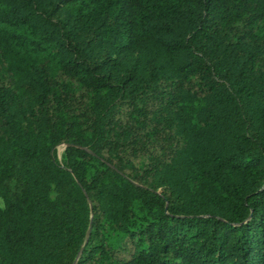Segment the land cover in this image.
<instances>
[{
    "label": "trees",
    "instance_id": "16d2710c",
    "mask_svg": "<svg viewBox=\"0 0 264 264\" xmlns=\"http://www.w3.org/2000/svg\"><path fill=\"white\" fill-rule=\"evenodd\" d=\"M0 264H264V0H0Z\"/></svg>",
    "mask_w": 264,
    "mask_h": 264
},
{
    "label": "rangeland",
    "instance_id": "374dc122",
    "mask_svg": "<svg viewBox=\"0 0 264 264\" xmlns=\"http://www.w3.org/2000/svg\"><path fill=\"white\" fill-rule=\"evenodd\" d=\"M66 147V144L65 143H61L57 146V153H58V156L59 157H62V154L64 152V149Z\"/></svg>",
    "mask_w": 264,
    "mask_h": 264
}]
</instances>
